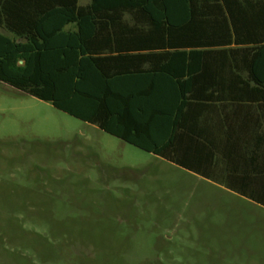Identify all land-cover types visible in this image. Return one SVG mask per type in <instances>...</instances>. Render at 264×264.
Returning <instances> with one entry per match:
<instances>
[{
	"label": "rangeland",
	"instance_id": "374dc122",
	"mask_svg": "<svg viewBox=\"0 0 264 264\" xmlns=\"http://www.w3.org/2000/svg\"><path fill=\"white\" fill-rule=\"evenodd\" d=\"M0 264H264V207L0 83Z\"/></svg>",
	"mask_w": 264,
	"mask_h": 264
},
{
	"label": "trees",
	"instance_id": "16d2710c",
	"mask_svg": "<svg viewBox=\"0 0 264 264\" xmlns=\"http://www.w3.org/2000/svg\"><path fill=\"white\" fill-rule=\"evenodd\" d=\"M114 14L157 51L124 57L147 70L107 74L74 34L36 28L0 34V83L264 207V141L226 136L235 105L264 102V0H92L90 19Z\"/></svg>",
	"mask_w": 264,
	"mask_h": 264
},
{
	"label": "crops",
	"instance_id": "0c3cea01",
	"mask_svg": "<svg viewBox=\"0 0 264 264\" xmlns=\"http://www.w3.org/2000/svg\"><path fill=\"white\" fill-rule=\"evenodd\" d=\"M91 3L92 0H0V34L17 43H24L20 34L25 30L43 28L52 32L62 27L63 32L77 37L83 46L85 57L104 61L101 69L105 73L147 70L150 64L128 62L124 58L157 54V51H139L141 41L133 34L132 29H137L140 24L123 19L121 15L117 17L116 14L90 19ZM102 11L106 13L110 10ZM65 13L76 19L62 25ZM241 107L234 106V115L228 119L226 136L228 139L244 142L242 149L253 150L255 142L264 141V102L243 103ZM257 189L260 192V186Z\"/></svg>",
	"mask_w": 264,
	"mask_h": 264
}]
</instances>
